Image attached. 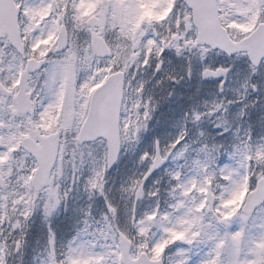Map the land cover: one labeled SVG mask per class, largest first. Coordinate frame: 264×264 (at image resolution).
<instances>
[{
  "label": "snow or ice",
  "instance_id": "obj_1",
  "mask_svg": "<svg viewBox=\"0 0 264 264\" xmlns=\"http://www.w3.org/2000/svg\"><path fill=\"white\" fill-rule=\"evenodd\" d=\"M29 250L264 264V0H0V264Z\"/></svg>",
  "mask_w": 264,
  "mask_h": 264
},
{
  "label": "rangeland",
  "instance_id": "obj_2",
  "mask_svg": "<svg viewBox=\"0 0 264 264\" xmlns=\"http://www.w3.org/2000/svg\"><path fill=\"white\" fill-rule=\"evenodd\" d=\"M58 222H59V221H58ZM38 223H39V222H37V225H38ZM31 255H32V252H31V250H29L28 255H27L26 258H25V264H27V260L30 259ZM16 264H18V262H16Z\"/></svg>",
  "mask_w": 264,
  "mask_h": 264
}]
</instances>
